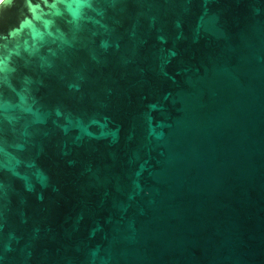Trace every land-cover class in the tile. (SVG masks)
I'll use <instances>...</instances> for the list:
<instances>
[{"label":"water","instance_id":"1","mask_svg":"<svg viewBox=\"0 0 264 264\" xmlns=\"http://www.w3.org/2000/svg\"><path fill=\"white\" fill-rule=\"evenodd\" d=\"M0 264H264V0H0Z\"/></svg>","mask_w":264,"mask_h":264}]
</instances>
